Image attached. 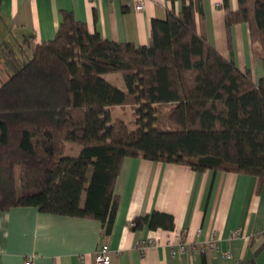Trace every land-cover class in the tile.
I'll return each mask as SVG.
<instances>
[{
  "label": "trees",
  "instance_id": "1",
  "mask_svg": "<svg viewBox=\"0 0 264 264\" xmlns=\"http://www.w3.org/2000/svg\"><path fill=\"white\" fill-rule=\"evenodd\" d=\"M237 3L222 2L226 28L247 24L264 72V0ZM197 11L190 0L153 18L146 45L103 38L64 13L54 37L0 83V210L33 205L97 219L109 233L125 157L263 177L264 73L255 82L216 50L196 29ZM109 73H120L125 88ZM127 104L133 128L112 116ZM66 142L79 150L63 165ZM143 224L170 230L174 220L153 211L130 227Z\"/></svg>",
  "mask_w": 264,
  "mask_h": 264
},
{
  "label": "crops",
  "instance_id": "2",
  "mask_svg": "<svg viewBox=\"0 0 264 264\" xmlns=\"http://www.w3.org/2000/svg\"><path fill=\"white\" fill-rule=\"evenodd\" d=\"M0 0V77L26 60L35 45L54 37L65 12L103 38L146 45L151 20L178 12L190 0ZM229 9L237 0H227ZM223 0H198L196 29L256 82L262 61L254 57L248 26L225 24ZM13 59V60H12ZM109 81L125 88L121 74ZM115 216L109 233L94 218L44 212L33 205L0 210V264H100L103 243L110 260L101 264H264V174L195 171L186 164L125 157L114 183ZM172 215L173 229H131L136 216ZM239 230V233H236ZM155 242L140 249L138 242ZM214 240L217 249L205 247ZM186 250H179L180 243ZM176 250V253H172ZM226 254H229L227 256Z\"/></svg>",
  "mask_w": 264,
  "mask_h": 264
},
{
  "label": "rangeland",
  "instance_id": "3",
  "mask_svg": "<svg viewBox=\"0 0 264 264\" xmlns=\"http://www.w3.org/2000/svg\"><path fill=\"white\" fill-rule=\"evenodd\" d=\"M252 48H253V51L258 53L260 47L256 42H254L252 44ZM0 69H2V67ZM113 74L114 73L106 74L105 75L106 79H110ZM118 74H120V73H118ZM5 80H6V77H0V83H2ZM112 116L113 117L117 116V117L124 119L127 122H131L129 124V127L130 128L134 127L132 125V121L135 117V113H134V107L132 105L127 104V105H123V106H114L112 108ZM78 150H79L78 144L66 142L64 154L62 155V164L64 165L67 157L74 156L78 152Z\"/></svg>",
  "mask_w": 264,
  "mask_h": 264
},
{
  "label": "built area",
  "instance_id": "4",
  "mask_svg": "<svg viewBox=\"0 0 264 264\" xmlns=\"http://www.w3.org/2000/svg\"><path fill=\"white\" fill-rule=\"evenodd\" d=\"M143 7V2L140 0L138 4L135 5L136 10H140ZM239 233V230H236ZM155 242L153 238H147L144 241L138 242L137 245L140 249L144 248L145 245ZM205 247L209 249H217L218 245L214 240H208L205 242ZM179 250H186L185 243L181 242L179 245ZM172 253H176V250H172ZM229 256V254H226ZM95 261L97 263H107L110 260L109 248L106 243L101 244L95 251L94 254ZM24 264H33L32 258H28Z\"/></svg>",
  "mask_w": 264,
  "mask_h": 264
}]
</instances>
